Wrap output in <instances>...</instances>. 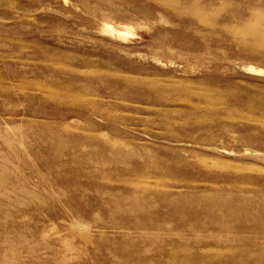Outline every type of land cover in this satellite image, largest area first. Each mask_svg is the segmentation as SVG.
<instances>
[{
	"label": "rangeland",
	"instance_id": "374dc122",
	"mask_svg": "<svg viewBox=\"0 0 264 264\" xmlns=\"http://www.w3.org/2000/svg\"><path fill=\"white\" fill-rule=\"evenodd\" d=\"M251 66L264 0H0V264H264Z\"/></svg>",
	"mask_w": 264,
	"mask_h": 264
},
{
	"label": "bare ground",
	"instance_id": "6f19581e",
	"mask_svg": "<svg viewBox=\"0 0 264 264\" xmlns=\"http://www.w3.org/2000/svg\"><path fill=\"white\" fill-rule=\"evenodd\" d=\"M106 29V28H105ZM107 29H108V27H107ZM106 29V30H107ZM109 29L110 30H112L113 32H116L118 35H119V37L120 36H124V37H126L125 35L128 33V31H125V30H116V29H114V27H112V26H109ZM107 31H109V30H107ZM111 31V32H112ZM128 35V34H127ZM130 35V34H129ZM123 37V38H124ZM250 70H252V71H256V72H264L262 69H257V68H255V67H248ZM227 152V151H226Z\"/></svg>",
	"mask_w": 264,
	"mask_h": 264
}]
</instances>
